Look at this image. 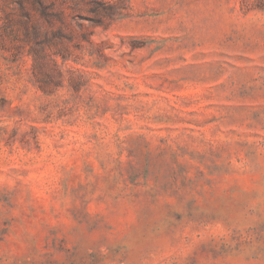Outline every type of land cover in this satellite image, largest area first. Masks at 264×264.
I'll return each mask as SVG.
<instances>
[{
  "label": "rangeland",
  "instance_id": "rangeland-1",
  "mask_svg": "<svg viewBox=\"0 0 264 264\" xmlns=\"http://www.w3.org/2000/svg\"><path fill=\"white\" fill-rule=\"evenodd\" d=\"M0 264H264V0H0Z\"/></svg>",
  "mask_w": 264,
  "mask_h": 264
}]
</instances>
